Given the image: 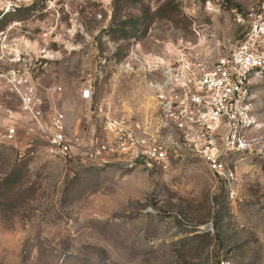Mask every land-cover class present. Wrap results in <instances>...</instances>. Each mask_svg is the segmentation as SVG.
Listing matches in <instances>:
<instances>
[{"label":"rangeland","instance_id":"rangeland-1","mask_svg":"<svg viewBox=\"0 0 264 264\" xmlns=\"http://www.w3.org/2000/svg\"><path fill=\"white\" fill-rule=\"evenodd\" d=\"M27 2L0 20V56L4 44L46 56L35 62L34 83L46 116L63 112L78 147L63 160L38 134L30 143L22 127L2 139L10 123L0 113V264H264L263 158L234 153L236 184L215 177L176 135L168 170L77 160L102 135L100 103L154 132L153 84L163 69L182 53L211 66L264 0ZM253 93L252 113L263 122L264 76Z\"/></svg>","mask_w":264,"mask_h":264},{"label":"built area","instance_id":"built-area-1","mask_svg":"<svg viewBox=\"0 0 264 264\" xmlns=\"http://www.w3.org/2000/svg\"><path fill=\"white\" fill-rule=\"evenodd\" d=\"M30 5L27 0H0V20ZM247 17L243 36L211 66L182 53L163 69L161 79L153 84L159 111L154 132L140 121L114 115L110 106L100 103L102 135L78 154V162L98 169L168 170L176 135L189 152L206 161L215 177L236 184L238 174L229 163L234 153L264 159V121L252 113L253 83L264 76V2L251 6ZM2 49L6 53L0 59L10 66L0 67V89L20 100L19 111L0 100V111L10 123L2 139H13L18 123H23L30 143L38 134L52 157L67 160L76 155L78 146L68 134L65 114L45 116L44 99L31 72L41 56L34 59L18 44H4ZM90 96V89H84L82 97ZM220 264L234 263L222 260Z\"/></svg>","mask_w":264,"mask_h":264},{"label":"crops","instance_id":"crops-1","mask_svg":"<svg viewBox=\"0 0 264 264\" xmlns=\"http://www.w3.org/2000/svg\"><path fill=\"white\" fill-rule=\"evenodd\" d=\"M15 66V65H14ZM35 80H37V82L39 81V79L38 78H36ZM38 84V83H37ZM37 89H38V92L42 95V86H37ZM0 100H4V101H6V104L8 105V106H11L12 105V103L15 101V100H17L19 103H18V108H14L15 110H18L19 111V105H20V100H19V98L16 96V95H10V94H8L7 92H5V91H1L0 90ZM2 111H0V113H1ZM52 114V113H51ZM50 114V115H51ZM45 116H46V113H45ZM46 117H48V116H46ZM18 127H22L23 128V123H18Z\"/></svg>","mask_w":264,"mask_h":264},{"label":"trees","instance_id":"trees-1","mask_svg":"<svg viewBox=\"0 0 264 264\" xmlns=\"http://www.w3.org/2000/svg\"><path fill=\"white\" fill-rule=\"evenodd\" d=\"M132 1H138V0H132ZM15 15V14H14Z\"/></svg>","mask_w":264,"mask_h":264}]
</instances>
